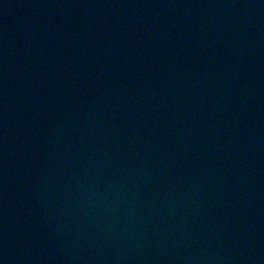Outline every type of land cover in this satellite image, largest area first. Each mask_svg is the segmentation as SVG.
<instances>
[{"label": "water", "instance_id": "obj_1", "mask_svg": "<svg viewBox=\"0 0 264 264\" xmlns=\"http://www.w3.org/2000/svg\"><path fill=\"white\" fill-rule=\"evenodd\" d=\"M0 264H264V0H0Z\"/></svg>", "mask_w": 264, "mask_h": 264}]
</instances>
